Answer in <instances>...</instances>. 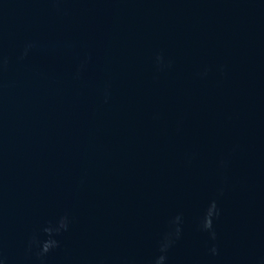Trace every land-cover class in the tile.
I'll list each match as a JSON object with an SVG mask.
<instances>
[{"label":"water","instance_id":"obj_1","mask_svg":"<svg viewBox=\"0 0 264 264\" xmlns=\"http://www.w3.org/2000/svg\"><path fill=\"white\" fill-rule=\"evenodd\" d=\"M161 256L264 264V0H0V264Z\"/></svg>","mask_w":264,"mask_h":264},{"label":"clouds","instance_id":"obj_2","mask_svg":"<svg viewBox=\"0 0 264 264\" xmlns=\"http://www.w3.org/2000/svg\"><path fill=\"white\" fill-rule=\"evenodd\" d=\"M211 207L214 209V212H213V215L211 217V222L209 223L208 220H207V216L205 217V220H204V224H203V227L206 231H210L211 232V237L212 239H216V233L215 231L213 230V216H216L218 215V210H217V205L215 202L212 203ZM179 219V218H177ZM67 225L64 224L63 225V228H66ZM53 229L51 228H48V229H45V232L48 233L49 235H51ZM58 246V241H55V240H52V239H49V240H46L42 243L41 245V251H40V255H45L47 254L53 247H57ZM167 249V245H165V248L164 250ZM212 252L214 254L217 253V249L214 247L212 249ZM166 257L165 256H161L159 257V260L157 262V264H163V262L165 261Z\"/></svg>","mask_w":264,"mask_h":264}]
</instances>
